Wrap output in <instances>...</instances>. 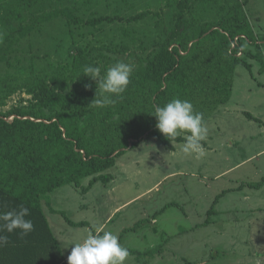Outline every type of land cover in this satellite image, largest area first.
Instances as JSON below:
<instances>
[{
    "label": "rangeland",
    "instance_id": "obj_1",
    "mask_svg": "<svg viewBox=\"0 0 264 264\" xmlns=\"http://www.w3.org/2000/svg\"><path fill=\"white\" fill-rule=\"evenodd\" d=\"M12 1H4L9 4L6 10L0 6V42L20 26H32L34 30L18 43L9 38L0 46V57L7 59L0 62V112L28 107L37 91L36 84L50 82L58 66L70 69L76 56L85 57L102 70L117 61L137 68L153 48L171 35L169 31L175 25L179 10L186 19L216 21L236 0H24L26 3L23 1L20 6ZM7 9H19L22 20L10 19ZM64 9H70L84 20L100 16L127 19L143 12L150 14L136 23H104L94 28L71 25L61 15L52 21L35 23L45 14ZM244 11L264 54V0H248ZM247 62L250 70L240 64L234 72L227 107L261 113L264 119V95L257 97L262 93L259 84H264V70H260L257 60L249 58ZM222 119L220 114H214L205 124L209 142L203 145V155L183 154L182 143L172 142L171 148H165L155 135L125 151L116 165L105 172L115 177L111 192L101 182L85 195L81 188L71 185L52 192L49 205L44 200L42 208L65 251L72 246L69 244L79 242L86 231L101 228V234L110 231L123 246L140 253L129 255L124 264L151 261L152 264H197L198 261L245 264L251 256L261 258L264 249L259 250L264 232L254 234L251 229L264 220V184L260 189L249 184L259 182L264 176V153L254 162L227 170L248 156L264 151V135L252 137L250 128L243 135H233L236 131L227 130ZM247 119L242 115L240 122L233 121V126L245 123L257 127L260 122ZM219 127L225 132H218ZM224 171L227 172L223 176L216 177ZM87 185L88 180H83L81 187ZM224 191H227L225 196ZM258 206L261 214L252 210ZM50 209L63 211L70 221L87 222L88 228H73ZM154 218L158 219L157 225L152 223ZM206 219L215 223L182 233ZM237 221H240L238 235H221L222 225L231 231ZM56 224L63 228L62 234L57 232ZM156 249L161 251L155 256L145 255Z\"/></svg>",
    "mask_w": 264,
    "mask_h": 264
},
{
    "label": "trees",
    "instance_id": "obj_2",
    "mask_svg": "<svg viewBox=\"0 0 264 264\" xmlns=\"http://www.w3.org/2000/svg\"><path fill=\"white\" fill-rule=\"evenodd\" d=\"M4 1L0 0L1 8L9 6ZM23 1L14 0L12 4L20 6ZM247 4L248 0H236L216 21L186 19L179 10L171 35L134 68L126 91L114 105H91L96 84L82 75V70L97 64L80 55L73 57L70 69L58 66L50 82H38L28 107L0 112V213L23 205L29 210L26 219L34 225L24 237L18 230L3 233L9 242L0 248V264H67L42 208L44 200L49 205L52 192L71 185L86 194L97 182L106 186L112 176L105 172L115 166L116 160L155 135L165 148L172 142L183 144L184 135L170 141L159 135L152 116L155 105L163 106L173 98L188 100L203 114L206 124L230 100L238 65L251 69L244 56L260 62V70H264L261 45L244 11ZM7 13L10 19L22 20L19 9H7ZM149 14L84 20L64 9L45 14L35 23L61 15L71 25L94 28L104 23H136ZM33 30L32 26L12 29L0 46L9 38L18 43ZM6 60L0 57V62ZM83 180H88L86 187H81ZM50 211L61 215L73 228L88 226L70 221L62 211ZM128 250L130 255H140ZM160 251L145 255L153 257Z\"/></svg>",
    "mask_w": 264,
    "mask_h": 264
},
{
    "label": "clouds",
    "instance_id": "obj_3",
    "mask_svg": "<svg viewBox=\"0 0 264 264\" xmlns=\"http://www.w3.org/2000/svg\"><path fill=\"white\" fill-rule=\"evenodd\" d=\"M133 70V65L122 61L103 70L98 65L84 66L82 75L96 82L95 99L91 105L96 108L114 105L126 91ZM152 116L156 118V129L169 141L184 135L183 154L203 155L202 141L206 138L207 128L203 114L197 112L190 101L173 98L163 106L155 105ZM28 215L29 210L23 205L0 213V248L9 242L8 236L3 233L11 234L18 230L19 235L24 237L34 230L33 222L26 219ZM69 245L72 248L67 264H124L130 255L128 248L110 231H103L102 234L86 231L79 242Z\"/></svg>",
    "mask_w": 264,
    "mask_h": 264
},
{
    "label": "crops",
    "instance_id": "obj_4",
    "mask_svg": "<svg viewBox=\"0 0 264 264\" xmlns=\"http://www.w3.org/2000/svg\"><path fill=\"white\" fill-rule=\"evenodd\" d=\"M254 54V53H253ZM249 59V58H248ZM248 59H246V61L248 60ZM249 63V62H248ZM259 89H260V92H262V93H259L258 95H257V97L258 96H263L264 95V84H259ZM229 102V101H228ZM258 103V102H257ZM256 103V104H257ZM228 104V103H227ZM227 104H225V105H223V106H220L215 112H214V114H220L222 117H223V119H222V121L224 122V123H226V128H227V130H230V129H233V130H235L236 131V133H232L233 135H237V136H239V135H243L245 132H246V129H249L250 130V132H249V134L250 135H253L252 137H255V136H259V137H262L263 135H264V119L262 118V116H263V114H253L252 112H250V111H248V110H245V108H240V109H234V110H231L230 108H228L227 107ZM225 106V107H224ZM257 106V105H256ZM259 106V105H258ZM224 107V108H223ZM221 108V109H220ZM214 114L212 115L213 117H214ZM242 115H244L245 117H246V119L249 121V122H251V121H260L259 122V124H258V126L256 127V126H252V125H246L245 123H241V126L240 127H235V126H233L234 124H233V121H235V122H237V121H239L240 122V116H242ZM211 116V117H212ZM248 116H250V117H248ZM211 117L208 119L209 121L211 120ZM224 117H226V118H224ZM213 119H215V118H213ZM208 122V121H207ZM206 122V123H207ZM213 122H216V120H214ZM218 124L219 123H221L220 121H218L217 122ZM245 127H247V128H245ZM217 131L218 132H225V129H222V128H220L219 127V129H217ZM210 139H211V137H210ZM209 139H208V137H206L205 138V140L203 141L204 142V144L206 145L207 144V142H209L208 141ZM204 144H202V145H204ZM172 146L170 145V148H171ZM262 153H264V151H261V152H257V153H254V154H252L251 156H248L247 158H245V159H243L242 161H240L238 164H237V166H234V167H232V168H230V169H228L227 171H230V170H232V169H234L235 167H239V166H241V165H243V164H245L246 162L247 163H249V162H254L255 160H257V158H259V156H260V154H262ZM249 161V162H248ZM115 165H116V163H115ZM227 171H224L223 173H221V174H219L218 176H216L217 178L218 177H220V176H223ZM259 170H258V168H257V170H256V172H258ZM256 172L254 173V175L255 176H259V174H256ZM112 176V175H111ZM114 176H112V179H111V181L105 186V188H106V190L107 191H112V189H113V187H112V181L114 180ZM263 184H264V176L260 179V181L259 182H257V183H250L249 185L250 186H252V187H256V188H258V189H260V188H262V186H263ZM242 187V186H241ZM239 189H240V187H239ZM232 190H234V191H236L237 190V188H232ZM90 191V190H89ZM228 191V190H227ZM227 191H224L223 192V194H224V196H225V192H227ZM88 193V192H87ZM86 193V194H87ZM85 195V194H84ZM252 210H254V212H257V213H260L261 214V208H260V206H258V207H255V208H252ZM63 212V211H62ZM210 213V212H209ZM261 217V216H260ZM261 219V218H260ZM73 222V221H72ZM256 222H258V220L256 219L255 221H253V223H255L256 224ZM75 223H79V222H75ZM85 223H87V222H85ZM152 223H154L155 225H157L158 224V219L157 218H154L153 219V222ZM215 223V221L214 220H212V221H210L209 219H206L203 223H201V224H197L196 226H193V229L192 228H190L191 230H189V231H186V232H182V233H188V232H195L196 230H199V229H203V228H206V227H208L209 225H213ZM234 223H236L237 224V226H236V228H232V230L231 231H228L227 230V228L225 227V226H221V229H220V233H221V235H225V234H228V233H232V234H235V235H238V227H239V225H240V221H237V222H234ZM88 224V223H87ZM50 225V224H49ZM57 225V232L58 233H60V234H62L63 233V228H61L60 226H59V224H56ZM259 226L258 227H256L255 229H251V230H253V231H251V232H254V234L255 233H258V232H264V220L262 221V220H260V223L258 224ZM70 226V225H69ZM50 228H51V230H52V232H53V234H54V236L56 237V239H57V241H58V243L60 244V246H61V250H62V254H63V256H64V258H65V260H66V262H67V258H68V255L70 254V251H71V248H72V246L71 247H69L68 248V252H66L65 251V247H64V245H63V242L58 238V234L53 230V228H52V226L50 225ZM81 228H84V227H81ZM85 228H88L87 226H85ZM100 230H101V228L99 229V230H96V231H94V233H96V232H99L100 233ZM249 232H250V227H249ZM253 240H255V241H257V239L256 238H253ZM263 249H264V242L261 244V248H260V250L259 251H263ZM160 256V255H159ZM152 262V261H151ZM149 263V264H152V263ZM202 263H204L203 261H198L197 262V264H202ZM189 264H191V263H189ZM234 264H239V261H236V262H234ZM245 264H264V254H262V257L261 258H255L254 256H251V258H248V260H246L245 261Z\"/></svg>",
    "mask_w": 264,
    "mask_h": 264
},
{
    "label": "built area",
    "instance_id": "obj_5",
    "mask_svg": "<svg viewBox=\"0 0 264 264\" xmlns=\"http://www.w3.org/2000/svg\"><path fill=\"white\" fill-rule=\"evenodd\" d=\"M241 54H239L238 56H240Z\"/></svg>",
    "mask_w": 264,
    "mask_h": 264
}]
</instances>
